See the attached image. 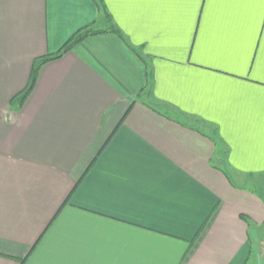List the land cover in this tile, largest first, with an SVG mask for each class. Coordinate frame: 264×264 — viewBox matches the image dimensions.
<instances>
[{"label":"crops","instance_id":"1","mask_svg":"<svg viewBox=\"0 0 264 264\" xmlns=\"http://www.w3.org/2000/svg\"><path fill=\"white\" fill-rule=\"evenodd\" d=\"M103 1L151 85L95 0H0V264H264V0Z\"/></svg>","mask_w":264,"mask_h":264},{"label":"trees","instance_id":"2","mask_svg":"<svg viewBox=\"0 0 264 264\" xmlns=\"http://www.w3.org/2000/svg\"><path fill=\"white\" fill-rule=\"evenodd\" d=\"M99 10L103 13L105 20L109 23V31L115 32L117 33L120 37H122L126 43L132 48L134 49L138 55L147 63V60L145 58V56L136 48H134L129 41L127 40L126 36L124 35V33L122 32V30L120 28H118V26L114 23L111 14L109 13V11L106 8V5L104 3L103 0H95ZM95 23H91V24H87L84 25L82 27H80L77 31H75L68 40L65 41V43L57 50L54 52H50L47 53L39 58H37L34 62L33 68H32V72L30 75V79L29 82L27 84V86L24 88V90H22L13 100L12 103L17 104L18 106H22L24 104V102L26 101V99L29 97V95L32 93L36 82H37V78H38V73L39 70L41 68V66L43 64H45L48 61L51 60H55L58 59L60 57H62L66 52H68L70 49L73 48L74 45H76L77 43H80L81 41H83L87 36L89 35H93V34H97V33H101V32H105L106 30H100V29H96L94 27ZM152 83V77H151V71L149 69V65H148V85H151ZM93 163L91 164L90 167H92ZM89 167V169H90Z\"/></svg>","mask_w":264,"mask_h":264},{"label":"rangeland","instance_id":"3","mask_svg":"<svg viewBox=\"0 0 264 264\" xmlns=\"http://www.w3.org/2000/svg\"><path fill=\"white\" fill-rule=\"evenodd\" d=\"M222 158H225V154L224 152H222V154L220 155Z\"/></svg>","mask_w":264,"mask_h":264}]
</instances>
